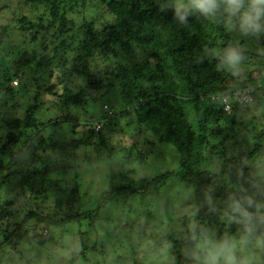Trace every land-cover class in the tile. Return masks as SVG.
Here are the masks:
<instances>
[{
	"label": "rangeland",
	"instance_id": "rangeland-1",
	"mask_svg": "<svg viewBox=\"0 0 264 264\" xmlns=\"http://www.w3.org/2000/svg\"><path fill=\"white\" fill-rule=\"evenodd\" d=\"M153 1L155 7L167 8L172 4V0ZM45 5L33 0H0L1 172L9 175L18 170L26 172L30 168L37 179L41 178L42 174L36 173L45 170V164L56 167L62 174L65 168H70V176L65 181V184H69L64 188L68 191L66 195H83L87 206L91 203L95 206L108 194L112 186L116 187L124 182L119 181L122 179L121 176L128 175L130 179L141 176L148 179L166 171H181L180 156L173 145L161 138V134L164 133L162 127L158 123L156 126L139 121L135 111L136 100H130L135 94V96L141 94L139 89L134 86L130 90L122 91L118 79L113 75L110 76L113 88L108 92L104 88L89 90L86 77L71 79V88L78 87L73 91L77 92L81 87H86L83 97L85 103L79 106L70 105L67 108L61 104L62 107L54 101L56 95L52 94H46L39 97V101L36 100L35 95L38 91L47 84L58 81L55 80L56 76L52 70L59 72L64 65L69 66V60L65 59L72 49L66 43L75 44L74 37H79V30L81 32L88 29L101 30L107 21L111 22L114 18L101 0H79L74 4L75 9H62L61 17L53 25V15L50 8ZM62 5L60 2V6ZM25 16L33 23L30 29L24 27L29 26V23L21 22ZM189 16L204 23L203 27L217 20H224L223 17L215 20L205 19L198 14ZM4 26L8 27L7 34ZM193 31L197 33L195 29ZM227 31L234 32L233 39L240 44L242 50L254 51V55L260 57L264 63V43H260L256 38L263 32L258 35L244 34L238 27L231 30L227 28ZM159 35L160 43L161 40L163 42L172 40L171 44H177L183 38L180 28L178 30L164 28L160 30ZM160 49L162 47L158 51ZM148 51L146 48H140L130 54L132 65L138 70L144 63L143 59L147 57ZM21 57L27 58L28 62L19 66ZM148 60L151 61V58ZM44 61H52V64L40 69L38 64ZM105 64L100 61L99 69ZM246 64L248 68H245L242 62L236 67L237 71L239 70L236 75L243 79L250 78L249 84L245 86L256 88V85L264 82V64L252 67L249 63ZM157 68L158 71L161 69ZM141 71L144 90L153 94L157 90L162 91V88L158 87L161 79L158 80L157 71L149 74ZM16 72L19 76H16ZM41 73H45L47 79ZM93 73L97 74V69L93 70ZM106 85L104 81L100 86ZM248 88H240L239 92L247 91ZM36 103L39 108L35 112V127L20 135L14 124L25 120L30 106ZM241 105L245 107L246 104ZM126 109L129 112H126ZM260 111L261 109L258 110V114ZM103 115L110 116V120L104 126L97 122L101 121V116L103 122L106 120V116ZM241 116L250 124L247 113L243 112ZM90 122H93L94 127L88 129L86 125ZM230 123L231 121L227 120V126ZM236 126H240V121H237ZM11 131H15L17 137L19 136L16 142L10 140ZM99 136H103L105 141H101ZM195 164L194 170L198 172L205 169L221 172L223 168L220 160L211 158L202 159ZM73 167H77L81 186L73 182L75 181ZM61 177L59 172L55 173L51 176L53 182H46L42 190L39 186L36 191L26 192V196L47 195V198L37 199L36 202L24 195V198L17 200L11 193L6 196V201H3L2 197H5L6 192L2 190L1 205L8 209L11 207L14 211L10 215L14 219L11 227L15 228L21 221L23 213L25 215L29 210L37 209L44 215L52 214L55 199L59 197L54 183ZM16 179L19 182L22 176L18 175ZM257 181L254 192L258 195V203L264 204V196H259L260 193L264 195V178H258ZM193 193L192 186L186 182L170 179L162 181L157 187H150L141 194L120 195L117 200L108 202L106 209H102V212L91 221L51 228L50 235L46 237V244L37 245V249L35 248L38 257L41 258L39 262L41 260V264H167L172 244L180 239L183 231L188 230L189 218L194 217L196 208L192 201ZM231 195L240 196L235 193ZM67 198L70 203L77 199ZM10 202L13 205H8ZM0 224L4 223L0 221ZM40 225L42 229L43 224ZM108 226L114 230L112 236L116 238L115 241L111 236L103 240L105 247H99L97 244L92 247L94 243L92 240L105 237ZM38 240L40 239L37 236L36 241ZM83 241H86L85 244ZM3 248L8 249L9 245L5 244ZM258 255L264 260V254Z\"/></svg>",
	"mask_w": 264,
	"mask_h": 264
},
{
	"label": "trees",
	"instance_id": "trees-1",
	"mask_svg": "<svg viewBox=\"0 0 264 264\" xmlns=\"http://www.w3.org/2000/svg\"><path fill=\"white\" fill-rule=\"evenodd\" d=\"M33 1L46 4L45 6L50 8L54 25V22L61 17V10L75 9L74 4L79 0ZM101 1L108 12L112 13L113 20L107 21L101 30L88 29L84 32L79 30V37H74L76 43H66L72 49L65 59L69 60V66L64 65L59 72L52 70L56 76L55 80L58 81L47 84L38 91L35 95L36 100L39 101V97L46 94H52L56 95L54 101L60 105L67 108L70 105L79 106L85 103L83 97L86 87H81L77 92L73 91L78 87L71 88V79L86 77L89 90L104 88L108 92L113 88L110 81V76L113 75L118 79L122 91L130 90L134 86L139 89L141 94L137 96L135 94L132 99L130 98L136 100L134 104L139 121L156 126L158 123L162 127L164 133L161 134V138L173 145L180 156L181 171H166L148 179H143L141 176L133 179L128 175L121 176L122 179L119 181H124L121 185L112 186L108 194L100 199L98 205L94 206V203H91L87 206L82 198L83 195H66L68 191L64 188L69 184H65V181L70 176V168H65L62 174L56 167L45 164V170L36 173L42 174L41 178H37L39 184L30 168L26 172L18 170L9 175H4L0 169V192L2 190L6 192H4L5 197H2L3 201H6L5 198L10 193L18 200L23 195L26 196V192L36 191L39 186L42 190L46 182H53L51 176L55 173L59 172L62 176L54 183L59 197L55 199L53 205L52 214L55 215L53 217L52 214L39 213L37 209L29 210L27 214L23 213L21 221L14 228L11 227L14 219L10 217L14 213L13 208L8 209L0 203V221L4 223L0 224V264H41L36 246L46 244V237L50 235L51 228L91 221L102 212V209H106L108 202L117 200L120 195L141 194L150 187H157L162 181L170 179L181 180L192 186L194 190L192 201L196 209L194 217L189 218L188 230L183 231L180 239L172 244L167 264H193L188 250L195 246L194 237L201 229L217 239L234 235L240 226L233 221L229 223L231 219L228 213L229 203L232 200L243 202L248 199L258 203V195L254 192V187L257 186L258 178H264V82L256 85V88H248L245 85L249 84L250 78L243 79L240 75H236L239 70L225 67L221 57L214 53H222L224 49L234 48L242 57L239 65L242 62L245 68H248L246 63H249L250 67L256 64L263 65L261 58L254 55V51L240 48V44L233 39L234 32L227 31L224 20H217L203 27L204 23L191 16L187 17L186 22H181L175 17L172 7H155L153 0ZM60 2L63 3L62 6ZM21 22L29 23V26H24L27 29L33 26L26 16ZM4 28L7 34L8 27L4 26ZM164 28L177 30L180 28L183 33L181 42L171 44L172 40L164 42L161 40L160 43L159 32ZM194 29L197 33L193 31ZM256 38L260 43H264V32ZM160 47L162 49L159 52ZM140 48L149 51L147 57L143 59L142 69L138 70L132 65L130 54ZM149 57L152 62L148 60ZM100 61L106 64L99 69ZM27 62V58L21 57L19 66ZM51 64L52 61H44L38 66L44 69ZM157 67L161 69L158 71ZM95 69L98 71L97 74L93 73ZM141 70L148 74L157 71V78L161 79L158 87H161L162 91L157 90L153 94L144 90ZM249 71L252 74L251 70ZM15 74L19 76L18 72ZM41 74L47 79L45 73ZM104 81L107 85L101 87ZM10 88L13 89L11 85ZM240 88H248L245 92L250 99L245 101V107H242L239 101H233L230 109L224 110L219 100L210 97L215 91H228L231 94L232 91H239ZM184 97L187 99L184 100ZM38 108L37 103L31 105L25 120L14 124L20 135L25 134L29 128L35 127V112ZM259 109H261L260 114H258ZM126 112L129 111L126 109ZM243 112L249 115L250 124L243 120L241 116ZM109 117L107 115L103 122L101 116V121L97 120V122L104 126L110 120ZM240 117L242 120H239ZM227 120L231 121L229 126L226 124ZM237 121H240L238 127ZM86 127L88 129L94 127L93 122ZM158 133L160 134L159 131ZM9 137L13 142L19 138L15 131H11ZM99 138L105 141L103 136ZM208 158L220 160L223 165L222 171L194 170L196 162ZM77 167L72 168L75 174L73 182L81 186ZM18 175L22 176L19 182L16 181ZM232 193L240 196L231 197ZM31 195L26 197L33 199L34 202L37 199L47 198L45 194L41 197L37 194ZM259 196L264 195L260 193ZM67 197H77V199H73L70 203ZM33 221L36 223H32ZM40 224H43L42 229L39 227ZM112 234L114 230L108 226L105 237L92 240V243L94 242L92 247L95 244L105 247L103 240L111 237ZM36 235L40 240L36 241ZM113 238L115 241L116 238ZM85 242L83 241L84 244ZM5 244L9 245L8 249L3 248Z\"/></svg>",
	"mask_w": 264,
	"mask_h": 264
},
{
	"label": "clouds",
	"instance_id": "clouds-1",
	"mask_svg": "<svg viewBox=\"0 0 264 264\" xmlns=\"http://www.w3.org/2000/svg\"><path fill=\"white\" fill-rule=\"evenodd\" d=\"M171 7L181 22H186L189 15L197 14L210 20L223 17L229 30L238 27L244 34L264 32V0H172ZM214 55L220 56L223 65L230 69H235L242 59L234 48ZM225 92L229 93L213 92L210 97L212 99L213 94ZM232 92L231 105L238 101ZM219 102L226 110L224 103ZM228 213L240 226L238 232L217 239L201 229L194 237L195 246L188 250L193 264H264L258 255L264 254V204L251 199L243 202L232 200Z\"/></svg>",
	"mask_w": 264,
	"mask_h": 264
},
{
	"label": "built area",
	"instance_id": "built-area-1",
	"mask_svg": "<svg viewBox=\"0 0 264 264\" xmlns=\"http://www.w3.org/2000/svg\"><path fill=\"white\" fill-rule=\"evenodd\" d=\"M248 93L244 92H239V91H234L232 92V95L240 102V103H245L246 100H249L250 97L247 95ZM212 99H218L222 101L225 105V109L228 110L231 107L230 99L231 95L230 93H220V94H213Z\"/></svg>",
	"mask_w": 264,
	"mask_h": 264
}]
</instances>
